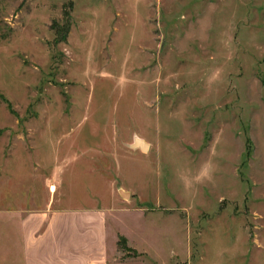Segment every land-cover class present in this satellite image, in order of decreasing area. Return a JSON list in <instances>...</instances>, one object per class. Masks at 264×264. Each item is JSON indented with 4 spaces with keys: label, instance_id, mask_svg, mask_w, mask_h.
Listing matches in <instances>:
<instances>
[{
    "label": "rangeland",
    "instance_id": "374dc122",
    "mask_svg": "<svg viewBox=\"0 0 264 264\" xmlns=\"http://www.w3.org/2000/svg\"><path fill=\"white\" fill-rule=\"evenodd\" d=\"M49 189L121 257L264 264V0H0V264Z\"/></svg>",
    "mask_w": 264,
    "mask_h": 264
},
{
    "label": "crops",
    "instance_id": "0c3cea01",
    "mask_svg": "<svg viewBox=\"0 0 264 264\" xmlns=\"http://www.w3.org/2000/svg\"><path fill=\"white\" fill-rule=\"evenodd\" d=\"M18 165L19 168L22 165L19 160ZM21 191V183L16 190L12 185V202H36L33 195H20ZM43 202L45 205L39 210L12 209V264H144L143 258L121 257L118 235L131 246L118 231L109 233L111 218L106 207L84 206L76 196L55 195L51 189ZM186 244V258L178 259L172 253L170 264H195L191 259L190 242L187 240ZM150 264L163 263L154 261Z\"/></svg>",
    "mask_w": 264,
    "mask_h": 264
},
{
    "label": "water",
    "instance_id": "95a60500",
    "mask_svg": "<svg viewBox=\"0 0 264 264\" xmlns=\"http://www.w3.org/2000/svg\"><path fill=\"white\" fill-rule=\"evenodd\" d=\"M134 146L135 147H139L141 150H147L149 148V145L144 142L142 139L136 138L134 141ZM125 196H127V194H124Z\"/></svg>",
    "mask_w": 264,
    "mask_h": 264
},
{
    "label": "trees",
    "instance_id": "16d2710c",
    "mask_svg": "<svg viewBox=\"0 0 264 264\" xmlns=\"http://www.w3.org/2000/svg\"><path fill=\"white\" fill-rule=\"evenodd\" d=\"M123 241L124 243L126 242L125 238L122 237V239H120L119 241Z\"/></svg>",
    "mask_w": 264,
    "mask_h": 264
}]
</instances>
